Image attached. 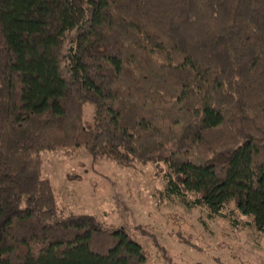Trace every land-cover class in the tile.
<instances>
[{
  "label": "trees",
  "instance_id": "obj_1",
  "mask_svg": "<svg viewBox=\"0 0 264 264\" xmlns=\"http://www.w3.org/2000/svg\"><path fill=\"white\" fill-rule=\"evenodd\" d=\"M80 148L264 232V0H0V264H146L57 216L40 154Z\"/></svg>",
  "mask_w": 264,
  "mask_h": 264
},
{
  "label": "rangeland",
  "instance_id": "obj_2",
  "mask_svg": "<svg viewBox=\"0 0 264 264\" xmlns=\"http://www.w3.org/2000/svg\"><path fill=\"white\" fill-rule=\"evenodd\" d=\"M91 110L84 106L86 120ZM40 158L57 216L88 214L106 229H123L146 264H264V232L254 229L250 217L236 214L230 203L221 215L209 217L202 207L162 199L163 182L150 164L92 162L83 148L42 152Z\"/></svg>",
  "mask_w": 264,
  "mask_h": 264
}]
</instances>
